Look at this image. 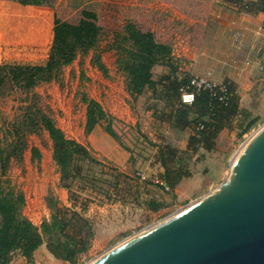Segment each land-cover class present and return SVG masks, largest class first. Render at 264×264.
<instances>
[{
  "label": "rangeland",
  "instance_id": "obj_1",
  "mask_svg": "<svg viewBox=\"0 0 264 264\" xmlns=\"http://www.w3.org/2000/svg\"><path fill=\"white\" fill-rule=\"evenodd\" d=\"M32 1L49 5L57 18L68 23H78L84 16L92 18L99 27L98 42L95 47L78 52L53 80L31 90L11 81L4 70L7 75L0 85L2 156L9 155L16 130L22 135V122L28 111H40L67 139L83 145L89 154L78 163L73 177L62 180L60 168L53 159L52 140L37 113L39 129L24 135V148L8 157L1 179L7 191L23 196L20 213L33 224L40 226L57 213L69 221L70 234H78L87 221L92 235L87 237L86 247L76 255L74 263L56 258L43 243L30 257L15 252L9 264H88L223 183L234 155L264 126V87L260 86L250 95L251 109L240 106L250 112V119L255 118L247 132L239 134L236 128L224 129L215 139L212 150H185L175 159V165L187 167V175L182 178L179 192L170 193L173 188L167 191L156 182L161 177L158 168H154L155 156L150 150L166 144L179 149L193 131L180 132L172 124L153 128L139 122L151 107L159 111L161 120L168 122L167 116L161 113L168 108L161 81L162 67L168 63L156 64L159 67L152 69L153 79L158 83L154 90L146 88L142 94L132 97L126 90L125 74L118 69L115 52L110 47L121 38L127 22L142 31H151L156 41L170 46L180 40L189 45L208 40L210 36L196 21L207 0ZM228 1L241 10L239 0ZM250 2L248 11L256 8ZM171 63L175 69L178 67ZM91 104H96L93 114L99 119L89 126L87 111ZM125 109L129 121L113 114ZM95 125L97 130L92 132ZM125 128L128 129L123 131ZM145 154L152 157L149 164L155 172L149 179L144 176L141 163H137L146 158ZM151 202L156 203L154 207Z\"/></svg>",
  "mask_w": 264,
  "mask_h": 264
},
{
  "label": "trees",
  "instance_id": "obj_2",
  "mask_svg": "<svg viewBox=\"0 0 264 264\" xmlns=\"http://www.w3.org/2000/svg\"><path fill=\"white\" fill-rule=\"evenodd\" d=\"M257 4V9L264 12V0H259ZM98 35L99 27L92 18L84 16L74 24L60 20L54 15L53 40L47 61L42 65H0V85L7 72L11 81L26 90H31L40 83L50 82L78 52L95 47ZM110 48L115 52L118 69L125 74L126 90L132 97L142 94L146 88L154 90L158 84L152 75L154 65L166 62L171 71L175 72V67L171 63V46L156 41L151 31H142L133 23L127 22L124 25L121 38L116 39ZM4 70H7L6 74ZM190 78L191 76L185 74L180 78L164 75L161 79L164 99L167 100L168 106L161 113L165 114L164 117L167 116L166 121L178 131L186 129L193 131L188 136L186 150L210 151L215 145V139L224 129L236 128L239 134H243L254 124L255 118L250 119V112L239 106L236 88L227 80L224 81L227 84L225 93L201 89L195 94L191 104L183 103L181 92L193 90ZM220 96H223V100ZM95 105L91 104L87 111L89 126L99 119L93 114ZM37 113L41 112L28 111L25 114L22 135H19V129L16 130V140L11 144V150L6 158L2 156L4 147L0 140V264H9L15 252L30 257L43 243H46L47 249L56 258L74 263L76 255L85 249L87 237L92 235L87 221H84L78 234H70L67 231L69 221L57 213L52 214L50 219L42 222L40 226L33 224L20 213L23 196L7 191L3 185L1 176L8 157L16 155L18 149L21 151L24 148L23 137L26 133L36 132L40 127L36 119ZM190 113L196 114L197 117L190 120L188 118ZM40 116L52 140L53 159L60 168L61 179H69L74 176V171H78V163L87 158L89 152L80 143L67 139L44 114ZM247 119L250 120L245 123ZM180 153L178 148L169 144L159 146L158 161L164 168L160 176L163 187L174 188L187 175L186 166L175 165V159L181 155ZM155 204L150 203L152 207Z\"/></svg>",
  "mask_w": 264,
  "mask_h": 264
},
{
  "label": "crops",
  "instance_id": "obj_3",
  "mask_svg": "<svg viewBox=\"0 0 264 264\" xmlns=\"http://www.w3.org/2000/svg\"><path fill=\"white\" fill-rule=\"evenodd\" d=\"M255 1L252 0L254 10L242 12L228 0H207L206 8L196 21L210 39L194 45L183 40L171 44V62L178 67L173 73L168 65H163L162 74L178 78L188 74L214 82L227 80L237 90L239 106L251 109L250 95L260 86L264 87V12L257 9ZM53 28L54 11L49 5L32 0H0V65L44 64L52 45ZM155 67L159 65L152 68L154 71ZM158 113L151 107L146 111V118L141 117L139 122L153 128L169 125ZM113 114L129 121L126 109ZM196 117L194 113L189 114L190 120ZM96 125L92 132L97 130ZM186 145L187 141L180 145V154L184 153ZM150 153L155 156L153 165L158 168L160 177L164 168L158 161V150H150ZM145 157L137 163H141L143 174L149 179L155 172L149 164L152 157L149 154ZM182 182L183 179L170 193L179 192Z\"/></svg>",
  "mask_w": 264,
  "mask_h": 264
},
{
  "label": "water",
  "instance_id": "obj_4",
  "mask_svg": "<svg viewBox=\"0 0 264 264\" xmlns=\"http://www.w3.org/2000/svg\"><path fill=\"white\" fill-rule=\"evenodd\" d=\"M213 192L88 264H264V126Z\"/></svg>",
  "mask_w": 264,
  "mask_h": 264
},
{
  "label": "built area",
  "instance_id": "obj_5",
  "mask_svg": "<svg viewBox=\"0 0 264 264\" xmlns=\"http://www.w3.org/2000/svg\"><path fill=\"white\" fill-rule=\"evenodd\" d=\"M250 1H252V0H239V3H240L239 7H241L242 12L248 11L249 7L251 6ZM250 11H251V9H250ZM246 64H248V61H246ZM190 85L193 86L192 91L183 90L181 92V101L185 104H191V102L194 99L195 94L198 93L201 89H207L213 93L218 91V92H221L222 94L227 91V84L224 81L223 82H214V81L208 79L207 77H191L190 78ZM235 92H237V90H235ZM220 99L223 100V96H220ZM122 125H124V127H126L125 124H122ZM127 129L128 128H125L123 131H126ZM137 174L141 176L140 173H137ZM156 182L160 183V185L162 184L161 179L160 180L157 179ZM164 189L168 191L169 187L165 186Z\"/></svg>",
  "mask_w": 264,
  "mask_h": 264
},
{
  "label": "bare ground",
  "instance_id": "obj_6",
  "mask_svg": "<svg viewBox=\"0 0 264 264\" xmlns=\"http://www.w3.org/2000/svg\"><path fill=\"white\" fill-rule=\"evenodd\" d=\"M229 175H230V168H229V172H228L227 178H228ZM227 178H226V179H227ZM179 211H180V210H179ZM177 212H178V211H177Z\"/></svg>",
  "mask_w": 264,
  "mask_h": 264
}]
</instances>
